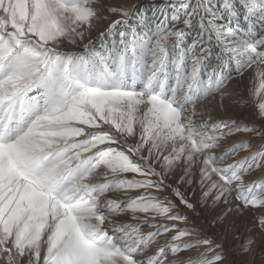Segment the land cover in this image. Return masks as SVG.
<instances>
[{
  "label": "snow or ice",
  "instance_id": "1",
  "mask_svg": "<svg viewBox=\"0 0 264 264\" xmlns=\"http://www.w3.org/2000/svg\"><path fill=\"white\" fill-rule=\"evenodd\" d=\"M198 209L264 245V0H0V264H227Z\"/></svg>",
  "mask_w": 264,
  "mask_h": 264
},
{
  "label": "rangeland",
  "instance_id": "2",
  "mask_svg": "<svg viewBox=\"0 0 264 264\" xmlns=\"http://www.w3.org/2000/svg\"><path fill=\"white\" fill-rule=\"evenodd\" d=\"M161 2L162 0H112V3L116 4L117 6H123L129 9L137 8L140 12H147L149 15L151 14V9L153 6L158 5ZM117 18L118 17H111L110 20L107 21L101 20L98 23V26L88 36H86L84 43H88L89 40H91L92 46H94L97 50H103V45H110L111 40L110 37L107 36V29L111 21ZM101 32H105V37L103 39L100 37ZM71 50L81 51L82 49ZM213 63H215L214 58ZM249 87L250 84L248 79H244L242 92L246 98L248 97ZM225 104V111H221L217 107L216 103H210V122L229 118L236 119L238 122H242V117H247L251 113L254 116V122L250 123L245 121L244 124L250 126L254 125L256 127L260 126L261 120L254 106L243 103L240 106H237L234 101H226ZM246 110H248V112H246ZM205 119L208 120L209 117L206 116ZM241 136L244 138L247 135L241 133ZM236 141L229 139L225 144V148H229L241 140ZM198 211L201 213L199 217L187 212V210L184 211V214L189 215L190 218L195 221V226L206 231L207 235L211 237L216 243L224 245L227 264H264V245L261 243L262 237L259 233V229L253 227L255 223V217L253 213L248 212L244 216L230 215L228 218H226L223 225L218 224L215 227H208V223L214 218L215 213H207L200 209H198ZM255 215L258 216L259 213H256ZM179 226L192 227L193 225L181 224ZM145 230L147 231L148 229ZM250 237L255 238L256 242L252 246L251 251L245 252L242 245H244L246 240Z\"/></svg>",
  "mask_w": 264,
  "mask_h": 264
},
{
  "label": "bare ground",
  "instance_id": "3",
  "mask_svg": "<svg viewBox=\"0 0 264 264\" xmlns=\"http://www.w3.org/2000/svg\"><path fill=\"white\" fill-rule=\"evenodd\" d=\"M244 79H248V77H247V75L245 76V78ZM246 112H248V110H246ZM245 117V116H244ZM242 117V119H241V121L244 123L245 121H248V122H250V123H253L254 122V116H253V114H249L247 117ZM256 121V120H255ZM259 124V123H258ZM243 136H241V134H238L235 138H230L231 140H233V141H236V140H247V139H249L250 137H248V136H245L244 138H242ZM232 142V141H231ZM237 142V141H236ZM255 142H259L258 140L257 141H255ZM234 143V142H233ZM241 155H244V154H241ZM254 250V249H253ZM263 263V262H262Z\"/></svg>",
  "mask_w": 264,
  "mask_h": 264
}]
</instances>
